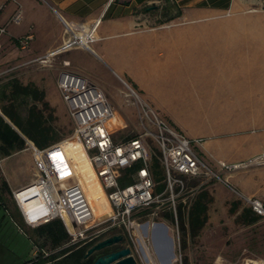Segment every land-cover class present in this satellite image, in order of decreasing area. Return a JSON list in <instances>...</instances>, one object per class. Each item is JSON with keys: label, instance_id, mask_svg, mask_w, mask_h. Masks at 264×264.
Segmentation results:
<instances>
[{"label": "crops", "instance_id": "1", "mask_svg": "<svg viewBox=\"0 0 264 264\" xmlns=\"http://www.w3.org/2000/svg\"><path fill=\"white\" fill-rule=\"evenodd\" d=\"M0 4L3 23L17 5L21 7L19 22L9 23L1 39L2 44L14 43L19 56L17 66L60 44L65 35L64 21L87 26L97 22L92 51L73 48L63 52L59 71L51 73L50 67L40 66L31 70L18 68L16 75L24 78L23 84L31 82L50 104L63 101L57 78L65 68L86 75L104 88L93 71L101 60L118 79L132 83L172 125L190 138L201 139L198 148L213 165L218 161L237 163L264 154L261 137L237 135L242 124L264 118V40L261 35L258 37L264 22L171 19L141 25L137 16L131 14L135 7L131 0H0ZM223 32H250V36L224 38ZM25 35L31 38L28 48L21 49L12 39ZM121 123L123 129L124 118ZM113 136L129 137L115 133ZM25 150L30 148L0 154V163ZM31 155L32 172L15 181L9 171L2 170L0 186L5 181L13 190L30 183L36 175L32 151ZM226 178L245 196H264V163L235 170ZM2 198L9 215L14 207L23 222L10 194L6 197L4 193Z\"/></svg>", "mask_w": 264, "mask_h": 264}, {"label": "built area", "instance_id": "2", "mask_svg": "<svg viewBox=\"0 0 264 264\" xmlns=\"http://www.w3.org/2000/svg\"><path fill=\"white\" fill-rule=\"evenodd\" d=\"M2 8L0 4V12ZM20 17L21 7L17 5L5 23L0 21V47L7 25L19 22ZM96 25L97 22L87 26L64 21L65 35L61 43L31 61L44 65L54 56L73 48L92 51ZM30 38V35L18 37L17 44L21 49H27ZM126 85L127 95L136 106L140 127L129 137L115 139L113 129L122 128V123H117L115 118L119 117L121 122L123 118L115 111V105L105 91L86 75L62 69L57 86L74 122L73 134L44 148L37 147L25 137L32 149L36 175L27 185L11 190L10 196L27 226L34 228L60 218L70 235V243L82 239V244L91 240L98 234L88 236V231L108 221V227L115 228L116 232L100 239L122 234L128 240L124 246L131 248L136 264H184L178 208L181 204L189 209L192 197L189 202L186 198L200 186H190V181L199 177L215 178L236 191L226 175L264 163V154L237 163L218 161L212 166L198 148L201 139L188 137L136 89L128 83ZM68 141L81 145L95 177L106 190L110 211L99 221L83 183L78 179L80 171L65 145ZM153 157L162 167V180L155 179ZM128 168H134L129 173L131 182L121 185L120 177ZM161 183L163 186L159 189ZM238 193L253 211L264 215L261 199ZM0 205L9 213L3 198H0ZM153 229L157 231V239L153 238ZM159 244L164 245L163 248L159 249ZM42 252L43 256L49 254ZM211 264H264V258L246 255L231 262L217 256Z\"/></svg>", "mask_w": 264, "mask_h": 264}, {"label": "rangeland", "instance_id": "3", "mask_svg": "<svg viewBox=\"0 0 264 264\" xmlns=\"http://www.w3.org/2000/svg\"><path fill=\"white\" fill-rule=\"evenodd\" d=\"M177 1L182 8V13L173 18L176 20L194 22L217 19H250L264 22V0H218V4H209L206 2L207 0ZM203 1L206 3H203ZM131 2L135 4V7L131 8V14L137 16V21L141 25L153 24L176 12V7L170 6L169 9L167 8L168 3L166 0H131ZM221 34V37L224 38L227 36H250V32H223ZM260 35L262 40H264V27L259 29L258 37ZM12 40L17 43L16 38ZM13 44L3 43L0 47V70L6 69L4 72H0V114L11 122L18 131L19 129L16 125L3 113V107L11 109L21 104V109L24 111L25 108L23 107L25 105L27 108L34 105L43 115L45 125L49 128V137H57L56 140L51 142L54 143L70 137L73 134L74 122L63 101L59 100L57 104L52 105L40 94L38 95V93L31 91L26 98L27 102L23 103L20 97L16 96L15 93L13 94L14 85L23 84L24 81L23 77L16 75L18 68L31 70L38 66L50 67L51 73L53 72L52 70L57 72L60 69L59 65H61V56L63 54L54 56L52 60L44 65L38 61L29 60L25 64L17 66L16 63L19 56ZM93 71L97 72L99 79L104 83V88L99 86L115 104V111L125 120L124 128L115 127L113 132L118 137L123 135L131 136L140 127L136 106L132 104V99L127 95L128 87L126 83L135 89L134 85L126 79H118L101 60L95 63ZM240 130L241 132L237 135L261 137V149L264 150V118L256 122L249 121L242 124ZM25 146L32 151L29 143H26ZM30 150L20 151L1 162L0 172L2 170L9 171L15 181L20 180L28 173L30 174L32 172L30 168L32 159ZM73 160L77 162L80 171L78 179L82 181L83 188L97 215L96 220L99 221L104 217L105 212H102V210L110 211L107 209L109 201L106 190L100 180L93 176L92 171L88 167H79L82 165L80 158ZM151 163L154 171L157 172L159 180H162L164 173L158 160L153 157ZM210 164L213 166L212 163ZM257 165L261 164L252 165L245 169H250ZM229 182L232 185L231 180ZM197 184H200V186L193 190V194H188L186 201L189 202L192 197L191 204L200 191H208L206 222L196 234H191L188 231V209L186 206L183 208L182 215L187 227V233L183 235L178 214L180 237L181 239L184 237L186 240L185 251L190 264H211L217 256H221L231 262L246 255L264 258V215L257 213L255 221L246 223L242 214L244 209L249 208V205L239 195L238 192L240 191L238 188L234 187L238 191L236 192L215 178L205 177L195 178L190 181V186H196ZM162 186L161 183L158 188L161 189ZM9 194L6 193V197ZM256 197L264 202V196L256 195ZM11 208L12 213L9 215L10 213L5 212L0 207V264H10L16 260L20 261L21 258H30L35 253L36 248L39 249L40 257L43 250L51 253L60 248V246L54 248L48 242H45L44 236L38 237L35 235L33 227L27 226L24 221L22 222L18 218L14 207ZM250 214L253 215L254 213L251 212ZM108 224V221L101 222L88 231V236L92 234L107 235L116 230L108 227ZM152 235L154 239L158 238L155 229H153ZM81 242L82 239L75 243L81 244ZM127 242L128 240L124 238L123 243Z\"/></svg>", "mask_w": 264, "mask_h": 264}, {"label": "trees", "instance_id": "4", "mask_svg": "<svg viewBox=\"0 0 264 264\" xmlns=\"http://www.w3.org/2000/svg\"><path fill=\"white\" fill-rule=\"evenodd\" d=\"M141 1V0H139ZM168 3V9L170 6L176 7V12L159 20V21H167L171 20L174 17L181 15L182 8L178 5L177 0H166ZM209 4H218V0H207ZM203 2V3H206ZM34 91V93H39L37 88H35L31 83L27 84H20L14 85L13 94L15 93L16 96L20 97L21 100L24 102L26 101L27 96ZM21 104L16 108L8 109L3 107V113L12 121L14 125L19 129V131L28 137L33 143L39 147L43 148L56 140L57 137H49V128L45 125V121L43 120V115L40 110L36 108V106H29L25 108L24 111L21 109ZM26 110V111H25ZM24 112V113H23ZM17 131L12 125L7 122L3 116L0 114V154L1 155H8L16 150L22 149L25 147L26 140L21 135V133ZM134 168H128L123 172V175L120 177V184L125 185L131 182V178L129 173L132 172ZM154 170V169H153ZM154 176L156 180H159L157 176V172L154 171ZM11 190L8 188V185L5 181L1 183L0 186V198H2L3 193H10ZM209 196L208 191L203 190L200 191L195 199L189 206L188 209V231L191 234H196L200 228L204 225L207 219V202ZM183 207L180 204L178 208V214L180 218V224L183 235L187 233V227L185 225V221L183 218ZM253 212L254 214H250ZM243 220L246 223L253 222L257 219V213L251 209V207L244 209L243 211ZM35 235L44 236L45 242H48L52 247L60 248L55 251L51 252L46 256H41L39 258L40 264H92L94 259L107 252L112 250L118 249L125 244L124 239L120 242L114 243L111 246L105 247L101 250L94 252L89 256H85V253L89 246L95 243L96 240L100 239L101 237L105 236V234H99L88 240L82 244H76L75 242L70 243V235L60 218L51 219L45 223L38 225L37 227L33 228ZM116 232L114 230L111 233ZM186 240L184 237L181 239L182 246L184 248V264H190L188 261L187 253L185 251ZM64 245V246H62ZM62 246V247H61Z\"/></svg>", "mask_w": 264, "mask_h": 264}, {"label": "water", "instance_id": "5", "mask_svg": "<svg viewBox=\"0 0 264 264\" xmlns=\"http://www.w3.org/2000/svg\"><path fill=\"white\" fill-rule=\"evenodd\" d=\"M3 118L5 119L4 116ZM6 121L9 122L8 120ZM9 123L11 124V122ZM12 127L14 126L12 125ZM123 239V235L120 233L108 235L89 246L85 256L87 257L94 252L120 242ZM92 264H136V262L134 257L131 255V248L129 246H122L118 249L97 256Z\"/></svg>", "mask_w": 264, "mask_h": 264}, {"label": "bare ground", "instance_id": "6", "mask_svg": "<svg viewBox=\"0 0 264 264\" xmlns=\"http://www.w3.org/2000/svg\"><path fill=\"white\" fill-rule=\"evenodd\" d=\"M115 121H117V123L121 124V120L119 117H116ZM65 145L67 146V149L69 150V154L72 157V159L77 160L80 158L82 160V165L79 167H88L90 169V171H92L93 176L95 177L93 170H92V167H91V165H90V163L86 157L85 151L81 147V145L79 143L73 142V141H68L67 143H65ZM163 246L164 245L159 244L158 248L161 249V247L163 248ZM159 255H160V258L162 259V257H161L162 254L160 253V251H159Z\"/></svg>", "mask_w": 264, "mask_h": 264}, {"label": "flooded vegetation", "instance_id": "7", "mask_svg": "<svg viewBox=\"0 0 264 264\" xmlns=\"http://www.w3.org/2000/svg\"><path fill=\"white\" fill-rule=\"evenodd\" d=\"M6 205V204H5ZM0 206H2V205H0ZM5 212H7L6 210H5ZM50 254V253H49ZM43 256V255H42ZM39 258H40V255H39V253H38V251L37 252H35L34 254H33V256L32 257H30V258H21L20 259V261H14V262H11L10 264H40L39 263Z\"/></svg>", "mask_w": 264, "mask_h": 264}]
</instances>
